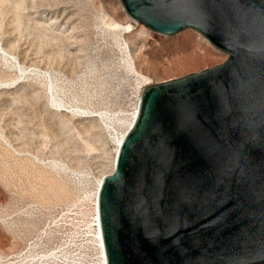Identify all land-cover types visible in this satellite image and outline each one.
Instances as JSON below:
<instances>
[{
	"label": "rangeland",
	"instance_id": "1",
	"mask_svg": "<svg viewBox=\"0 0 264 264\" xmlns=\"http://www.w3.org/2000/svg\"><path fill=\"white\" fill-rule=\"evenodd\" d=\"M127 43L150 85L228 59L194 30L135 24L120 0H0V264H102L98 186L144 88Z\"/></svg>",
	"mask_w": 264,
	"mask_h": 264
},
{
	"label": "water",
	"instance_id": "2",
	"mask_svg": "<svg viewBox=\"0 0 264 264\" xmlns=\"http://www.w3.org/2000/svg\"><path fill=\"white\" fill-rule=\"evenodd\" d=\"M120 1L228 59L144 88L99 191L108 264H264V0Z\"/></svg>",
	"mask_w": 264,
	"mask_h": 264
},
{
	"label": "bare ground",
	"instance_id": "3",
	"mask_svg": "<svg viewBox=\"0 0 264 264\" xmlns=\"http://www.w3.org/2000/svg\"><path fill=\"white\" fill-rule=\"evenodd\" d=\"M106 17L108 18V21L110 22V26L114 29H122L124 35L129 34L131 32H133V27L130 24H121L119 22L116 21V19L114 18V16L112 14H107ZM109 24V23H108ZM126 52L130 55L131 57V69L134 72V74L136 76H138V78L141 81V84L145 87L150 86L151 81L149 80V78L138 68L137 64H136V55H135V51L132 49L131 45L129 43H127V47H126ZM50 88L51 90H54L55 88V84L53 82H50ZM143 88V90H144ZM142 90V92H143ZM142 96V94H141ZM141 99V97H140ZM56 100V99H55ZM139 108H140V100L138 102V105L132 115V120H131V124L128 128V130L123 134V136L120 138L119 142H118V146H117V153L115 156V161H114V170L113 173L115 172V167H116V160H117V156L118 153L122 147V144L124 142V140L126 139L128 133L132 130V128L134 127L135 123L137 122V119L139 117ZM112 173V174H113ZM109 174V175H112ZM106 175L105 177L109 176ZM104 178V177H103ZM102 182L103 179L100 181L99 186H98V192H97V197H96V219H95V226H96V239L98 240V246L100 249V254H101V259H102V264H108L107 262V257H106V252H105V246H104V240H103V236H102V232H101V228H100V219H99V203H98V198H99V191L101 189L102 186ZM19 257V256H18ZM19 264H25L24 262H20Z\"/></svg>",
	"mask_w": 264,
	"mask_h": 264
},
{
	"label": "built area",
	"instance_id": "4",
	"mask_svg": "<svg viewBox=\"0 0 264 264\" xmlns=\"http://www.w3.org/2000/svg\"><path fill=\"white\" fill-rule=\"evenodd\" d=\"M20 263V262H19ZM19 263H16V264H19ZM25 263V262H24ZM26 264V263H25Z\"/></svg>",
	"mask_w": 264,
	"mask_h": 264
}]
</instances>
